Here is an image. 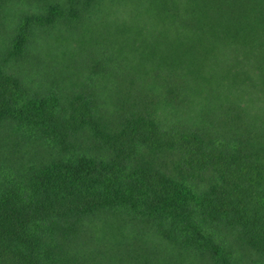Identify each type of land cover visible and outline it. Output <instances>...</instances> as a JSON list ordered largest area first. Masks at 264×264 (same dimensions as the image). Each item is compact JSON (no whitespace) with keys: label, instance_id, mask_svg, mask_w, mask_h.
Returning <instances> with one entry per match:
<instances>
[{"label":"trees","instance_id":"1","mask_svg":"<svg viewBox=\"0 0 264 264\" xmlns=\"http://www.w3.org/2000/svg\"><path fill=\"white\" fill-rule=\"evenodd\" d=\"M0 264H264V0H0Z\"/></svg>","mask_w":264,"mask_h":264}]
</instances>
